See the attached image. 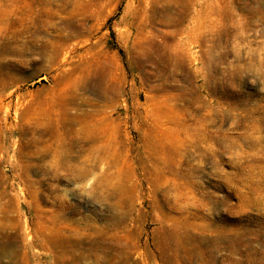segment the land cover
I'll return each instance as SVG.
<instances>
[{"label": "rangeland", "instance_id": "obj_1", "mask_svg": "<svg viewBox=\"0 0 264 264\" xmlns=\"http://www.w3.org/2000/svg\"><path fill=\"white\" fill-rule=\"evenodd\" d=\"M87 1L98 24L91 36L59 41L57 56L41 45L0 58L18 75L0 96V264H201L187 252L198 246L214 250L204 254L209 264L247 263L243 247L210 243L218 236H241L264 264V0ZM58 3L48 6L56 23ZM69 8L82 16L79 0ZM213 40L223 42L212 48ZM98 51L120 78L117 98L79 87L69 108L91 112L87 120L110 117L108 130L75 125L68 170H42L33 155L41 147L22 139L21 148L14 107L5 106L66 90ZM215 66L224 76L214 74L208 91ZM155 138L162 155L148 153Z\"/></svg>", "mask_w": 264, "mask_h": 264}, {"label": "bare ground", "instance_id": "obj_2", "mask_svg": "<svg viewBox=\"0 0 264 264\" xmlns=\"http://www.w3.org/2000/svg\"><path fill=\"white\" fill-rule=\"evenodd\" d=\"M58 2L62 3L61 7L63 9L64 16H62L59 23H56L52 20L54 18V14H52L48 6H53ZM79 2L81 3V6L83 8L82 16L79 19H73L74 15L76 14V9L69 8L71 4V0H11L9 5H5L3 9H0V58L5 57L7 55L23 57L25 52L32 53L36 49H38V47H41V45L44 47L50 45L52 48L53 54L57 56L61 52V45L58 44L59 41L64 43L72 39H77L82 36H91L92 32L98 29V26H97L98 24L97 23L94 24L93 22L90 24L89 20L92 17V15L89 17L87 14L90 12L89 9L92 6H95V4L92 5L87 0H79ZM36 6H39V8H35ZM223 12H228V8H224ZM127 24L131 25V19L127 21ZM226 27H228V24L223 26L224 30L222 31L221 36H225ZM52 29L58 30L60 34H61V31L67 30L68 34L66 36L64 35L62 36L59 34L55 36L57 39H55L54 37L53 39L42 40L41 36L45 34L46 32H49ZM220 39L222 40L223 37ZM221 40H218L217 42L213 40V43L211 45L212 48H215V46L219 44V42H223ZM86 42L87 40H84L82 41V44L84 45ZM211 51H214V50H211ZM175 52H177V50ZM84 54L85 55L90 54V49H87L84 52ZM129 54H130V59H132L131 53ZM65 57H66V53L64 54L63 58ZM90 57L88 58L87 61L77 65L78 67L74 69L77 71L80 70L81 74L79 77H77V80L73 81L71 84H68L66 90L58 91V92L55 90L56 92H53V96H51V98H47L41 101L32 100L30 102H25L23 96H16L14 106H12L10 103L6 104L5 106V110L7 113L12 107H14L12 108L13 115H14V121H19V125H18L19 128H17V130H18V139L21 141V148L23 149L22 139H26L27 143H30L29 145L31 146H40L41 148H37L35 153H33V155L39 156L38 157L39 159L36 158V160L40 162V165L42 166L41 167L42 170H45L47 172H50V171L55 172L57 171L56 170L57 168H59L61 171L68 170V164H70L68 163L69 158H70L68 154H69V149L72 146V143L70 142L69 137L75 125H80V127H82L90 123L91 125L93 124V125L102 126L105 130L107 122L111 119L108 116H104L101 119L87 120L84 118V116L91 114V112L85 113V111H81L78 108H74V112L72 113L70 112L71 108H69V106L72 104H76L77 99H79L75 93V90H77L79 87L82 89L83 88L91 89L94 92L95 96L103 100L107 98L109 95H111L112 99H116L119 94L120 78L117 77L113 73V70L111 68L113 66L112 59L104 61V59L107 58V56H104L102 51L101 52L98 51ZM158 57H160V55H158ZM97 58H99L100 60L99 63L94 61ZM162 58L163 56H161V59ZM180 58L182 59V57ZM223 60H224V56H220L218 58L217 65H219V63L223 64L224 63ZM12 71H15V76H18L17 70L12 68L10 65L0 64V96L3 93L2 91L5 86L15 83L17 80L15 76L12 74ZM211 72L213 73L212 75L210 74L211 78L209 80V83L207 84L208 91L213 90V87H212L213 78L212 77H214L213 76L214 74L215 76H222V77L224 76V71L217 69L216 66H215V70ZM68 76L71 77L72 74H69ZM57 83H59V81H57ZM98 113H102V112L99 110ZM159 123L160 122H157L156 124H159ZM147 144L149 146H146V148L149 150L148 153L150 154H155V153L158 154L163 151L162 146L164 143H163L162 138H158V139L155 138L154 141H149ZM18 155H19V158H21L22 153L20 150H19ZM160 155H162V153H160ZM38 168H39L38 163L32 166L25 165V164L21 166V169L26 172H29L30 170H36ZM56 175L57 173L53 174L54 177ZM210 243L216 246L219 245L220 243L221 244L225 243V247L231 253L232 252L236 253L238 252L239 249H241V247H243V249L240 250V252H245L246 253L245 258H248L246 259L247 263L245 261L244 263L261 264V262H256L253 259L254 256H252V254L259 255L258 252L254 251L251 247V243L249 244V241L245 240L241 236H238V237L235 236V237H230V238H224V237L218 236L214 240L210 241ZM212 250L208 252H205V251L203 252L198 246L195 253L192 254L191 250L187 252L191 255V257L194 256V258H197L198 260H200L201 264H209L206 261V258L204 257L206 254L212 255L214 251ZM161 251L163 252L167 251L166 247H163ZM261 254L263 253H260V255ZM58 262H61V260H58ZM235 264L237 263L235 262Z\"/></svg>", "mask_w": 264, "mask_h": 264}]
</instances>
